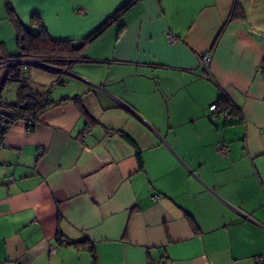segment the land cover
<instances>
[{
	"label": "crops",
	"instance_id": "crops-1",
	"mask_svg": "<svg viewBox=\"0 0 264 264\" xmlns=\"http://www.w3.org/2000/svg\"><path fill=\"white\" fill-rule=\"evenodd\" d=\"M4 1L0 57L13 16L78 46L127 0ZM66 68L26 82L91 120L69 100L6 131L0 264H264V0H140Z\"/></svg>",
	"mask_w": 264,
	"mask_h": 264
},
{
	"label": "trees",
	"instance_id": "trees-1",
	"mask_svg": "<svg viewBox=\"0 0 264 264\" xmlns=\"http://www.w3.org/2000/svg\"><path fill=\"white\" fill-rule=\"evenodd\" d=\"M139 1L140 0H127L112 14V16L107 18L99 27H97L89 36H87L82 42V45L77 46L74 45L71 41L55 40L51 38L44 23L38 16L35 15L32 16L31 23L36 26V29L34 31L31 30L28 26L22 24V22L18 18L13 16L10 0H5L4 3L6 9L13 16L11 20L16 30L17 42L19 47V51L13 55H18L27 59L43 61L58 68L68 67L75 60L81 59L82 51L87 43L100 36L123 13L128 11ZM217 39L215 40V42L217 41ZM4 68H7V75L0 82V115H2L5 119L4 125L1 128V139L4 138L6 131L15 121L25 120L28 127H32L39 120L41 115L47 110L69 100L73 101L78 106L81 114L87 120H91V116L81 102L80 95L53 101L48 98V92H42L34 89L26 82V75L18 65L7 66ZM48 71L56 72L54 70ZM13 81H18L20 85L17 91L16 99L14 101H8L3 96L2 90L4 86H6V84ZM62 83L63 81L59 79L56 80L54 84L57 85ZM118 134L132 145H135L133 140L124 132L119 131ZM139 165L140 167L142 166L140 157ZM188 219L190 224L192 225V228L196 230V225L190 218Z\"/></svg>",
	"mask_w": 264,
	"mask_h": 264
},
{
	"label": "built area",
	"instance_id": "built-area-1",
	"mask_svg": "<svg viewBox=\"0 0 264 264\" xmlns=\"http://www.w3.org/2000/svg\"><path fill=\"white\" fill-rule=\"evenodd\" d=\"M167 38L169 42H175L176 41V37L175 35H173V33L171 32H167ZM197 58H198V66L195 69L196 73H198L199 75H203V73H206L207 76H210V71H209V65L211 62V53L209 52H199L197 54ZM42 64L45 66V69L47 70H54L56 72H58L60 69H62V72H67V68H58L54 65L51 64H47L43 61H39V60H34V59H27L18 55H13V56H2L0 57V67H7V66H16L18 65L21 70L23 72H25L28 68L29 65H33V64ZM34 66V65H33ZM204 76V75H203ZM211 110H216L217 105L216 104H212L210 106ZM231 117V113H227L226 118H230ZM4 117L2 115H0V147L3 145V138L1 139V128L4 125ZM88 132L87 130L84 131V133ZM219 152L221 154H227L228 152V145L227 144H222L221 147L219 148ZM159 196L154 194L151 196V199L155 200L157 199ZM255 262L256 264H262V260L260 257H256L255 258ZM155 264H170V262L161 260L159 262H156Z\"/></svg>",
	"mask_w": 264,
	"mask_h": 264
},
{
	"label": "rangeland",
	"instance_id": "rangeland-1",
	"mask_svg": "<svg viewBox=\"0 0 264 264\" xmlns=\"http://www.w3.org/2000/svg\"><path fill=\"white\" fill-rule=\"evenodd\" d=\"M254 1V0H253ZM257 1H259V0H257ZM241 2H243V5L245 6V5H247L248 4V0H241ZM247 15H246V20H247V22L249 23V24H252V19L250 18V16H249V12L247 11ZM1 15V17H0V20L3 18V14H0ZM10 28V27H9ZM7 29L6 27H5V25H3V24H0V37H2L3 39H9V40H11L10 39V37H9V35H12L11 34V30L10 29ZM9 40H7V41H9ZM13 44H14V41H13ZM28 68H31V69H38V70H40L41 72H43L44 74H47L48 72L46 71V70H44V69H42V68H39V67H37V66H33V65H29L28 66ZM0 69H3V67H0ZM26 72L27 71H25L24 73H25V75H26ZM0 73H1V71H0ZM54 75H58L59 73H57V72H52ZM49 74V73H48ZM65 74H63V76H64ZM15 89H16V85L13 83V82H10V83H8V84H6V86H4V88H3V90H2V94L4 95V96H6V97H8L9 99H11V98H13L14 97V94H15ZM8 90H10L12 93L11 94H9L8 93Z\"/></svg>",
	"mask_w": 264,
	"mask_h": 264
},
{
	"label": "water",
	"instance_id": "water-1",
	"mask_svg": "<svg viewBox=\"0 0 264 264\" xmlns=\"http://www.w3.org/2000/svg\"><path fill=\"white\" fill-rule=\"evenodd\" d=\"M34 66H37V67H40V68H42V69H45V66L44 65H42V64H33ZM59 72H62V69H60L59 70ZM64 73H68V72H64Z\"/></svg>",
	"mask_w": 264,
	"mask_h": 264
}]
</instances>
